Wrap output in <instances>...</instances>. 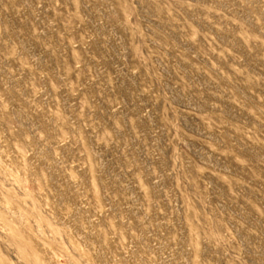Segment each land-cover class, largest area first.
<instances>
[{
	"label": "rangeland",
	"instance_id": "374dc122",
	"mask_svg": "<svg viewBox=\"0 0 264 264\" xmlns=\"http://www.w3.org/2000/svg\"><path fill=\"white\" fill-rule=\"evenodd\" d=\"M0 264H264V0H0Z\"/></svg>",
	"mask_w": 264,
	"mask_h": 264
}]
</instances>
